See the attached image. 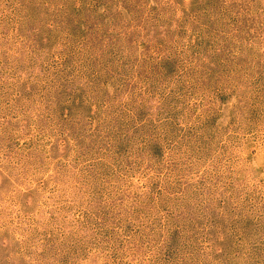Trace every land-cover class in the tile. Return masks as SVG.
Masks as SVG:
<instances>
[{
	"label": "rangeland",
	"instance_id": "1",
	"mask_svg": "<svg viewBox=\"0 0 264 264\" xmlns=\"http://www.w3.org/2000/svg\"><path fill=\"white\" fill-rule=\"evenodd\" d=\"M0 264H264V0H0Z\"/></svg>",
	"mask_w": 264,
	"mask_h": 264
}]
</instances>
